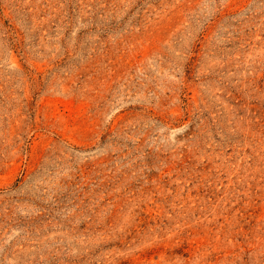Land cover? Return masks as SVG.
I'll return each instance as SVG.
<instances>
[{"label":"rangeland","instance_id":"374dc122","mask_svg":"<svg viewBox=\"0 0 264 264\" xmlns=\"http://www.w3.org/2000/svg\"><path fill=\"white\" fill-rule=\"evenodd\" d=\"M0 264H264V0H0Z\"/></svg>","mask_w":264,"mask_h":264}]
</instances>
